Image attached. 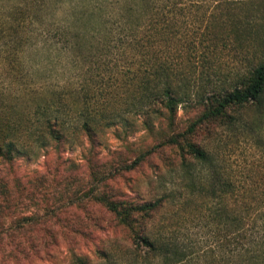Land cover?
I'll return each instance as SVG.
<instances>
[{"label": "trees", "instance_id": "obj_1", "mask_svg": "<svg viewBox=\"0 0 264 264\" xmlns=\"http://www.w3.org/2000/svg\"><path fill=\"white\" fill-rule=\"evenodd\" d=\"M14 12L23 34L31 25L36 53L74 72L60 85L51 81L33 89L18 135L0 145L2 159L30 158L40 147L66 141L71 130L83 132L92 144L100 129L119 123L135 127L131 118L142 116L141 124L150 131L153 120L168 122L173 133L163 144L178 151L180 165L190 174L192 162L210 167L198 191L216 199L209 219L216 224L213 245L198 253L174 233L154 230L161 198L137 203L100 195L97 199L128 235L121 243L97 248L98 263L73 252L69 264H264V173L241 183L238 192L214 165L209 144L193 139L205 128L210 140L216 128L233 126L247 109L253 116L242 121L253 122L254 129L264 126V0H28ZM114 43L119 54L109 63ZM231 47L244 54L247 65L216 86L209 70ZM192 67H203L206 78L196 82ZM183 103L201 111L180 133L176 118ZM150 154H140L130 168ZM40 251L31 243L14 264L41 258Z\"/></svg>", "mask_w": 264, "mask_h": 264}, {"label": "rangeland", "instance_id": "obj_2", "mask_svg": "<svg viewBox=\"0 0 264 264\" xmlns=\"http://www.w3.org/2000/svg\"><path fill=\"white\" fill-rule=\"evenodd\" d=\"M25 1L0 0L2 146L18 135L22 108L30 105L33 89L51 81L60 85L74 72L70 65H54L49 57L36 53L30 24L25 34L17 29L20 15L14 11ZM95 1L103 0H84ZM113 45L114 54L106 60L109 63L119 54L120 45ZM246 65L241 51L224 49L219 62L211 65L210 80L216 86L223 79L229 82ZM191 69L196 82L206 78L203 67ZM200 111L192 103L179 106L175 132L182 133ZM246 116L250 121L253 111L247 109L243 118ZM242 119L233 126L216 128L217 135L210 140L205 128L193 137L199 144H209L215 152L214 165L223 178L233 181L238 192L241 183L264 173V126L254 129L253 122L246 125ZM131 120L135 127L119 123L100 129L92 144L83 132L71 130L66 141L40 147L30 158L5 161L0 157V264L23 260L31 243L41 250V258H28L25 264H69L73 252L98 263L97 248L121 243L128 235L97 199L100 195L137 203L161 198L164 206L155 214L154 230L174 233L198 253L214 244L216 224L209 219L216 199L198 191L208 179L210 167L192 162L190 174L180 165L178 151L163 144L173 133L167 121L153 120L155 127L150 131L141 124L142 116ZM146 151H151L147 160L130 168ZM22 217L38 222L30 224Z\"/></svg>", "mask_w": 264, "mask_h": 264}]
</instances>
